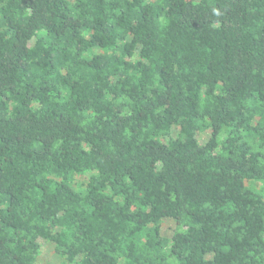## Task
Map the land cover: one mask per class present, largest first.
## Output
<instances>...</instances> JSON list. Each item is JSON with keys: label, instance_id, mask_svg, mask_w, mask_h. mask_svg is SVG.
<instances>
[{"label": "trees", "instance_id": "obj_1", "mask_svg": "<svg viewBox=\"0 0 264 264\" xmlns=\"http://www.w3.org/2000/svg\"><path fill=\"white\" fill-rule=\"evenodd\" d=\"M42 242L264 264V0H0V264Z\"/></svg>", "mask_w": 264, "mask_h": 264}, {"label": "rangeland", "instance_id": "obj_2", "mask_svg": "<svg viewBox=\"0 0 264 264\" xmlns=\"http://www.w3.org/2000/svg\"><path fill=\"white\" fill-rule=\"evenodd\" d=\"M197 137L200 142H204L208 138L207 132L198 133ZM81 180H86L85 177H81ZM175 227V222L171 219H165L161 225L162 234L170 237L173 229ZM35 264H60V258L54 251L53 244L50 242H42L41 253L38 256Z\"/></svg>", "mask_w": 264, "mask_h": 264}]
</instances>
